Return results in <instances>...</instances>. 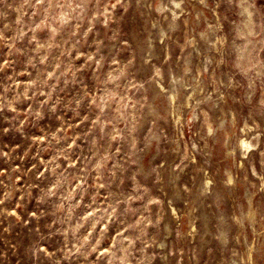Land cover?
<instances>
[{
    "label": "rangeland",
    "instance_id": "1",
    "mask_svg": "<svg viewBox=\"0 0 264 264\" xmlns=\"http://www.w3.org/2000/svg\"><path fill=\"white\" fill-rule=\"evenodd\" d=\"M0 264H264V0H0Z\"/></svg>",
    "mask_w": 264,
    "mask_h": 264
}]
</instances>
